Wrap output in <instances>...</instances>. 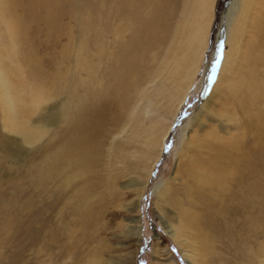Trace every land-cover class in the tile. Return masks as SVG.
<instances>
[{
	"label": "rangeland",
	"instance_id": "rangeland-1",
	"mask_svg": "<svg viewBox=\"0 0 264 264\" xmlns=\"http://www.w3.org/2000/svg\"><path fill=\"white\" fill-rule=\"evenodd\" d=\"M6 1L20 30L11 36L0 21L1 65L15 95L23 91L18 105L26 111L21 119L12 117L0 76V264H264V200L244 208L236 202L217 214L198 207V220L211 225L213 239L202 251L197 240L183 234V222L173 221L176 209L163 207L157 195L180 181L175 177L183 147L209 126L220 136L244 138L252 148L257 141L260 153L253 155L252 171L264 176V130L247 133L243 114L236 106L229 109L232 97L221 96L223 83L217 86L224 55L232 51L223 31L239 28L242 42H249L264 0H54V7L53 0ZM49 10L55 20L47 17ZM135 28H154L159 37L168 33L167 41L146 51L150 70L160 66L169 46L184 49L193 32L204 31L182 55L169 57L160 76L146 74L147 92L130 111L131 116L139 111L142 131L128 121L114 123L115 115L108 113L94 125L97 144L75 153L74 160L66 155L54 162L70 140L68 113L75 115L84 101L99 103L98 90L113 82L112 56L116 60L123 45L137 50L130 42ZM176 28H183L178 40ZM138 40L144 43L143 33ZM257 40L261 43L264 33ZM175 58L182 64L175 65ZM137 92L135 87L126 95ZM260 109L257 104L252 112ZM20 124L30 129L27 135L17 129ZM138 161L144 165L136 170Z\"/></svg>",
	"mask_w": 264,
	"mask_h": 264
},
{
	"label": "bare ground",
	"instance_id": "bare-ground-1",
	"mask_svg": "<svg viewBox=\"0 0 264 264\" xmlns=\"http://www.w3.org/2000/svg\"><path fill=\"white\" fill-rule=\"evenodd\" d=\"M126 1L128 2V4H131L136 0ZM193 1L195 2V0H192V2ZM8 3L9 2L6 0H0V21L7 26V29L12 36L18 33L20 28L17 26L19 25L18 19L16 24L15 18L11 14V6ZM50 4H52L53 7L56 5L54 0ZM188 6L185 5V7ZM229 7L231 9V3ZM48 9L49 8H47V10ZM51 14L52 10H49V14H47V17L51 20H55V18ZM257 17L258 18L255 20L257 23V28H255V34L253 33L252 37L250 36L251 40L249 39V42H242L243 30L239 28H234L233 30H228L225 28V30L223 31V37H228L232 51L230 50V53H226L224 55V64L222 63V69L224 70V72L219 75L217 86L220 89L223 83V90L222 92L220 91L221 96H226L229 94L232 97L233 102L230 104V106H228L229 109L231 108V106H236L235 108L240 110L243 114L245 126L248 128L247 133L256 130L257 133L261 135L262 131L264 130V40L261 43H257L259 42L257 39L261 33H264V3L262 5V12L261 14L257 15ZM227 22L229 23L230 21L227 20ZM133 31L134 32H132L133 35H131L130 42L133 45H137V50L135 51L127 45H123L120 49V52L123 51L122 54L120 55L119 52L118 54L114 55V58L116 60H113V56L112 58L111 56L109 57L111 58V60L109 59L111 61L110 64L113 63L111 64V75L113 77V82L111 86H108L106 84V87L98 90L97 98H99V103L91 104L88 103V101H84L77 105V112L75 115L68 113L67 119L69 120L72 130L71 136H69L70 140H68L67 144L60 147L61 149L59 148L60 152L57 154V157L53 159L54 162L55 160L57 162L59 160H62L66 157V155H69V160H74L77 157L75 153H81L84 150V147H90L93 143L97 144V141H93L98 136V133L94 130L96 127L94 125L96 122L100 123V120H104L108 113H113V115H115L114 123H119V121L121 123L129 122L128 125H130L131 129L133 128L141 130V123L139 122L137 116H135V113L137 111L132 116L130 111L133 108L132 105H134L133 101L138 96L140 99H142L147 92H145L146 89L142 87L145 79H147L146 74L148 76L149 74L154 76V74H157L159 70L166 68L169 64V57L172 58V54L174 52L178 55L183 51L186 52V49H189L190 46L193 45V41L197 38V36L199 35V37H201L203 35L204 30L203 28H199L198 32H193L191 35V40H185V46L187 47L184 49H180V45H178L179 47L177 48L175 46L176 43L175 45L169 46V48L165 52V55L162 57V60L160 59V66L157 69L151 68V70L150 66L148 67L149 69L146 68V63L144 62L146 58V51L149 50L148 52H150L156 44L167 41L169 38L167 36L168 33L166 32V37H159L158 35H155L156 31L154 30V28H135V30ZM182 32L183 28H176L174 32L175 39L177 38L178 40V38L182 36ZM142 33L144 43L138 40V36ZM172 33L173 32H169V34ZM173 40L174 39H172V42ZM145 41L147 43H145ZM196 48L197 47H195L194 49ZM14 51V49L13 51H8L9 56L12 58L16 55V52ZM194 53L196 54V52ZM1 54L2 53L0 50V76L2 80L1 84L5 88L4 106L7 107L14 119H18L20 118L19 115L23 114L22 111H26L25 106H23L22 111L20 109L21 106H19V102H23L20 100H24V97L22 98L23 91L20 90L21 92L19 93V95H15L12 82L6 78V68L2 67L1 65ZM195 54L192 55V57L190 56L191 65L195 64L196 62ZM233 57L235 59H233ZM180 61L181 59L175 58V62L173 63H176L175 65L178 66L183 62ZM143 64H145L143 72H141V69L138 70V72L136 70L135 72H133V68L139 69V67ZM109 65H107V71L110 69ZM167 70L169 71L170 68ZM159 72L163 73L164 71ZM225 76L226 79L224 80ZM135 87L138 88L136 96H133L134 94L131 93H129V95H126L127 91H131ZM215 92L216 90L214 91V93ZM75 99L76 96L72 93L69 99L70 102H74ZM257 104L261 106V109L258 112H252L254 106H256ZM152 105H154V103ZM223 105L224 104H221L220 109ZM138 113L139 111L136 114ZM246 118L248 120L252 119L253 124H247ZM229 120L234 121V119L230 117ZM21 124L17 125V129L27 135L30 132L28 131L30 129L26 130L27 128H20V126H22ZM199 126L200 129L204 128L202 124H200ZM215 127L216 126H209L211 130H201V135H199L198 133V135L196 136H190L192 145H189V143H187L186 145L188 146L183 147L180 157V165L178 166V171L176 172L177 176L175 178L178 177L180 181L176 185L171 183V185L165 187L164 189H158L157 194L159 199L162 201L164 200L163 203L165 202L163 207L169 208L168 206L170 205L171 208L176 209V211H174L175 220L173 221L183 222L182 224L180 223L182 225L183 234H188L190 235V237L192 236L195 241L197 240L200 243L199 248H201L202 251H206L204 249L207 248V244L212 242L213 239L210 238L209 233V227H211V225L207 223L204 224L202 221L198 220L199 217L196 215L195 211L198 207L200 208L208 206L211 212L213 211L214 214H217L218 211L221 210L224 206L227 207V205H232L233 207H235L236 202L240 205V207L244 208L245 206L247 207L249 204H251L252 201L259 200V202H261L264 200V198H261L264 192V176L260 174L261 171L259 169L256 170V173H253L252 171V169H254V164H252L253 155L260 153V148L256 145L257 141L253 143V147L255 149H258V151L254 152L255 149L252 148L247 141L245 143L244 138L237 140L235 139V136H220L219 134H216L218 130L213 129ZM148 132H151V129L147 130V133ZM130 139L132 140V142H135L136 140L134 136H131ZM81 144H83V146ZM79 146H82V149ZM120 155L124 157L126 154ZM134 165L135 166H133L132 168L137 170V167L140 166L141 168L144 163L138 161L137 165L136 163ZM254 180L257 183V188L253 187ZM170 182L171 181H169V183ZM205 199H208V203L204 201ZM191 207L193 209H191ZM228 207L226 209L230 208ZM168 213L170 214V212ZM261 216L263 217V215ZM257 221L262 220L259 218V220H255L254 222L252 221L251 227L253 223ZM202 256L204 257V259H206L204 255Z\"/></svg>",
	"mask_w": 264,
	"mask_h": 264
},
{
	"label": "snow or ice",
	"instance_id": "snow-or-ice-1",
	"mask_svg": "<svg viewBox=\"0 0 264 264\" xmlns=\"http://www.w3.org/2000/svg\"><path fill=\"white\" fill-rule=\"evenodd\" d=\"M221 47H223V45H221ZM220 55H222V53H220ZM216 64H219V60L216 61ZM214 73H215V68L213 69Z\"/></svg>",
	"mask_w": 264,
	"mask_h": 264
}]
</instances>
